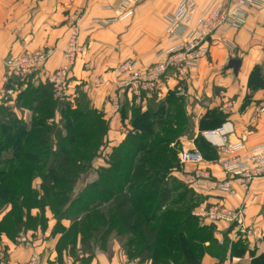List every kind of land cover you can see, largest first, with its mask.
I'll return each instance as SVG.
<instances>
[{"label":"crops","instance_id":"0c3cea01","mask_svg":"<svg viewBox=\"0 0 264 264\" xmlns=\"http://www.w3.org/2000/svg\"><path fill=\"white\" fill-rule=\"evenodd\" d=\"M11 1L0 0V89L6 79L5 59L34 50H43L46 47L55 48L46 64L48 74H51L63 63V49L70 33L79 29L81 41L86 43L87 49L73 69L69 93L73 92L76 84L84 83L92 107L101 112L108 121L109 145L118 146L126 135L123 127V109L129 104L133 105L137 100H147L150 95L144 92L127 93L121 100L123 102L121 109L116 112L112 107L113 99L118 94L116 69L129 58L137 59L142 67L157 62L156 53L166 46L164 34L166 17L174 11L179 0H15L18 2L16 4ZM193 1L197 6L198 16L206 13L216 4H222L226 8L232 4L230 0ZM80 10L84 11V17L78 22ZM130 10L133 11V15L120 21V15ZM94 19L114 20V22L94 32H85ZM245 20L242 29L226 35L219 33L214 38L210 53L199 60L198 68L186 78V84L189 89L188 95L195 98H209L208 108L200 109L202 110L200 118L203 119L208 112L215 109L223 113L227 112L221 127L227 123L232 126L233 131L225 133L226 143L243 141L248 147L264 143V112L259 111L261 104L264 103V88L252 91L248 87L251 73L256 67L260 68L264 76V9L249 10ZM232 59L241 61L237 74L228 68ZM175 79V76H170L168 85L160 87V92L157 93L159 97L165 98L166 93L177 87L178 80ZM232 97H236V100H231ZM189 98L192 101L193 98ZM142 106L146 107V102L145 104L142 102ZM227 107L229 111L226 110ZM198 108L196 107L195 111H198ZM212 130L214 129L199 130V132L204 136L205 132ZM218 153L222 157L226 151H218ZM97 161L94 168L100 164ZM215 163L217 162L205 160L204 163L196 166L208 170L212 180L217 183L222 182L225 173ZM187 167L186 164V169ZM183 173L177 172L176 175L178 177L180 175L179 179L186 181ZM193 180L192 188L203 194L205 199L203 206L222 203L233 209L240 208L242 199L248 194V206L244 213L246 220L254 223L255 227L248 236L247 252L250 254L252 250L257 252L250 259L248 256L237 258L229 255L231 258L224 264H240L238 260L242 259L247 261L245 264H250L248 260L254 262V259L263 256L264 179L256 178L249 184H242L231 178L233 187L237 189L236 196L222 193L216 188V184L204 178L198 179L196 176ZM243 188L246 190L244 191ZM226 225L218 224L215 234L217 239L224 237L225 231L228 230ZM257 225L260 228H257ZM246 226L245 224L244 227ZM5 244L10 245L8 241ZM8 252L11 258L3 264H20L21 258H29L34 254L38 255L39 264H48V256L51 254L49 251ZM53 257L54 251L52 259ZM126 261L131 264L126 254L123 255V251H112L111 254L99 252L91 264H126ZM138 264H151V262ZM202 264H219V261L210 255H205Z\"/></svg>","mask_w":264,"mask_h":264},{"label":"rangeland","instance_id":"374dc122","mask_svg":"<svg viewBox=\"0 0 264 264\" xmlns=\"http://www.w3.org/2000/svg\"><path fill=\"white\" fill-rule=\"evenodd\" d=\"M5 0H2L4 2ZM13 4L18 3L15 0L11 1ZM178 5V4H177ZM222 5V4H221ZM177 7V6H176ZM175 10V9H174ZM166 41V40H165ZM67 43V42H66ZM66 46V45H65ZM51 47H46L43 50L47 51ZM65 48V47H64ZM87 49V46H86ZM51 58V57H50ZM48 63V62H47ZM5 67V65H4ZM43 71L34 73L27 77H17L13 76L9 73L8 69L5 67L6 70V79L4 86L0 89V126L2 124L5 125H12V123H17V125L20 124H26L28 125V129H32L33 124L37 125V123L41 122L43 118L41 119L40 112H36L34 108L39 104V100L35 99V95L39 94L40 91H46L48 94V100L49 94H51V98L54 102H56L57 107H55L53 110H50V114H48L43 122L44 126L41 128V131L38 132L39 136L41 134H45L46 137H43L46 139V142L48 143L47 148L42 149V147L39 149V151L32 150L30 151V154L34 156V158H38V162L34 164V166L30 163L26 164L25 166L21 167L18 172V181L22 182L23 180H28L31 182L32 188L36 190L35 194H26L25 200L19 199L18 205H23L26 201L27 204H24V207L20 208V222H23V225L21 226V230L19 234H12L13 238H10L7 236L6 233H2L5 230V223L3 222L4 219L7 218L11 220V225L19 224L15 221V214L12 212L14 211V208L9 203H3L2 200H0V224L3 222L4 227H0V264L7 263V261L11 258L10 252L8 251H49L51 254L48 256V264H91L96 257V255L101 253L111 254L112 251H123V255L126 254L128 260L131 262V264H138V263H146L150 262L149 259H146V253H144L142 256H139V242L136 244L129 243L134 235L137 237H140V234L135 232L134 230H128L123 224H119L117 226H104L100 227L98 229H95L94 225L95 222H98L100 220V216H105V220L110 218V210L112 204L115 203V198L118 200L120 197H123V193L121 192L115 196L111 201L105 200L103 203L98 204L94 210L91 211V214L86 218L82 219L76 218V209L73 211L69 210V213L66 212L68 209V204L70 201H73L77 198H82L84 201L88 200L89 197L86 194V192L90 189L97 190L101 187H107L109 191L114 192L112 185H121L120 181L116 178H114L111 175H108L107 177L111 178V183L105 182L104 184L100 183V177L102 174L106 173L111 166L119 165L118 170L119 173L122 175H129L128 182L124 186H122V191H125L129 186L136 184V190L141 192L144 191L148 193H155V188L152 186H148L147 188L143 187V184H145L144 179L138 180L136 178V175L140 174L143 170H137V164L139 165L142 156L137 157L134 159V161L130 164L128 161H122V160H112V154L114 152V149H116L119 145L125 143V141H128V155L131 157L134 154V150L131 147V143L136 144V139L142 134L133 127V114L131 111V108L140 109L141 110H148V109H154L157 108L159 104H167L166 100L168 95L173 94L175 98L180 99L181 101L178 103L182 104V108L180 111V115L178 116L179 121L181 122H174L173 124H166L164 127L161 126L162 132L159 134L160 130L158 129L160 126H157L156 133L160 135V138L162 139V143H164V149L166 151H175L177 152V159L178 154L180 151L185 150V148H190V150H198L201 153H203L198 146L196 145V139L200 134V122L202 120V110L201 108L207 109L208 108V100L209 98H195L192 95H188V86L186 84V78L191 76V73H184L182 76L183 82H179L177 87H174L170 93H166L167 96L165 98H161L158 96V94H153L148 96L147 100L141 99L134 102V104H129L123 109L122 116H123V127L126 131L125 139L118 144V146L111 147L109 145L108 140V130L106 133H104L102 137V146L99 147V150L97 152V156L92 160L90 167L87 169V171H79L78 175L76 174L75 178L71 179L70 184L65 183H57L53 185L50 183V180L47 179L44 181V176L46 174L48 175L51 171V167L49 165L50 160L57 154L56 146L58 145L59 141L64 140L67 132L64 129L65 121H67L66 117L72 121V119L68 116H64L61 113L62 109L61 107L63 105H67L70 109H76V107L79 105V103L83 105H89L92 107V102L90 98L88 97V94L86 90L84 89V83L76 84L75 88L73 89L72 93H69V86L72 83L71 82V75L69 78L66 79V81L62 85V96L60 98L56 97L55 95V87L54 83L50 80L51 74H48L47 65L43 67ZM57 70V69H56ZM55 70V71H56ZM54 71V72H55ZM52 72V73H54ZM73 73V71H72ZM171 72H169L167 77L162 78L163 85H168V77L170 76ZM264 78V77H263ZM177 88H179L181 91L183 90L184 95L178 96L177 92L180 91ZM146 94V93H145ZM193 98L192 101L190 98ZM24 98L26 100V103L24 102ZM231 100H236V97H232ZM212 101V100H211ZM142 102H146V107L143 108ZM123 102H121L122 105ZM232 103V101H231ZM229 103V104H231ZM72 106V108H71ZM199 107L198 111H195V108ZM230 107V106H229ZM229 107L226 108V110H230ZM64 108V107H63ZM121 109V106H120ZM119 109V110H120ZM175 111L169 113V116L171 118L175 117L177 109L174 108ZM173 110V109H172ZM225 110V111H226ZM209 111V110H208ZM213 112L215 114L207 115V121L209 123L216 122L219 119H225L227 117V112L223 113L219 110L215 109ZM47 112H44L43 114H46ZM210 113V112H208ZM207 113V114H208ZM219 114V115H218ZM221 115V116H220ZM43 117V116H42ZM104 120L108 121L104 118ZM176 124V125H174ZM109 125V124H108ZM167 126V127H166ZM156 127V126H155ZM167 129V130H166ZM166 130V131H164ZM39 131V130H37ZM198 131V132H197ZM4 138H10L7 135L8 130L5 131ZM204 138V141L209 144L210 148L215 149V151H221V149H217L215 145H213L208 139H206L203 135H201ZM91 134H87L84 143H89L92 139ZM137 137V138H136ZM1 138V137H0ZM3 138V141L0 140L1 143V151H0V177L8 175L10 176V170L11 167L14 166L13 162L4 163L8 160L12 159L13 157V150L9 148L7 144H9L8 139L7 141ZM81 142L82 140H78V142ZM131 141V142H130ZM4 143V144H3ZM6 143V144H5ZM32 143L36 144L37 140H33ZM38 144V143H37ZM50 144V146H49ZM185 144V146H184ZM191 144V146H189ZM61 148H63L65 145L61 142L59 145ZM58 148V147H57ZM42 149V150H41ZM123 151V150H122ZM61 152V151H60ZM45 153V157H43V154ZM59 153V151H58ZM125 153V152H123ZM140 154V152H139ZM168 154V153H165ZM219 154V153H218ZM142 155V154H140ZM204 155V154H203ZM38 156V157H36ZM60 157H62V154L59 153ZM221 157V156H220ZM220 159V158H219ZM98 160L100 164L97 167H93ZM97 161V162H98ZM179 161V160H178ZM129 163V164H128ZM218 165L219 168V160L215 165ZM188 167L186 169V165L179 164L180 170L179 172H184L183 174H188L185 180H180L185 182L190 188L194 186V178L197 176L198 179H203V174L205 173V169L199 168V166H196L194 164H187ZM216 165V166H217ZM7 166V167H6ZM131 167V168H130ZM196 167V168H195ZM85 168V167H83ZM124 168H129V170H123ZM189 169V170H188ZM188 170V172H187ZM222 170V169H221ZM146 171V170H145ZM208 171V170H207ZM5 173V174H3ZM147 173L145 174L146 178L149 177L153 170L148 169ZM224 173V172H223ZM177 172L170 171V175L178 178L176 175ZM231 177L225 174V178L222 180V182H219V184L224 183L226 181H229ZM197 180V179H196ZM43 181L46 188H43ZM170 182V181H168ZM217 182V181H216ZM49 183L51 185V188H49ZM114 183V184H113ZM241 187H244L240 185ZM152 187V188H151ZM245 188V187H244ZM243 190L245 191L246 189ZM218 189V187H217ZM194 190V188H193ZM200 191V189L198 188ZM234 190H237L234 186ZM249 190V189H247ZM198 195L203 196V194L198 193L196 190H194ZM34 192V193H35ZM248 192V191H246ZM148 193L145 195V197L148 196ZM159 193V190H158ZM156 194V193H155ZM38 195V196H37ZM159 194H156L155 198L150 201L148 199L144 200V205L148 207L146 211H143L142 215H145L146 213L152 212V207H155L157 199H159ZM230 195V194H229ZM231 196V195H230ZM240 196L241 193H240ZM247 197V199H246ZM41 199L43 201H41ZM204 199V197H203ZM23 201V202H22ZM43 204L41 205V203ZM204 202V201H203ZM203 202L198 205L196 209H199L203 207ZM240 205V209L243 211L244 215V223L243 225H247L244 228H239L238 224H233L231 226L226 225L228 227V230L225 231V235L223 238L218 239L221 245L228 244L227 246V254L226 258L223 261L222 264H224L228 259L231 258L233 247L236 243H240V245H243L246 250L249 248V234L254 229L255 224L251 223L250 221L246 220V215L244 213V210L248 206V194L242 199ZM40 203V204H39ZM99 203V200H96L93 205H96ZM222 204V203H221ZM212 204H210L211 206ZM239 208V207H238ZM86 209V208H85ZM195 209V210H196ZM194 210V211H195ZM169 210H166V207H162L161 213H167ZM160 214V213H159ZM11 216V217H9ZM28 217V221H27ZM22 218V220H21ZM73 218V219H72ZM75 220V222H74ZM83 222L84 229L85 226H88L87 233H83L80 231L82 229ZM201 220V219H200ZM246 220V223H245ZM7 223V222H6ZM77 223V224H75ZM200 223L204 225H214L213 223H210L209 221H203L201 220ZM78 225L76 227V230H72L71 227L73 225ZM215 226V234L217 225ZM257 228H260L259 225H257ZM71 229V230H70ZM95 229V230H94ZM73 231V233H71ZM223 235V234H222ZM22 237L29 238V245H26L20 241ZM7 241L10 243V245H6ZM13 247V248H12ZM127 247V248H125ZM224 248V246H223ZM54 251V257L53 256ZM124 251H128V253H125ZM247 252L244 255H233L237 258H244V256H248V259L252 258L257 251H250ZM31 257V256H30ZM21 258L22 261H20V264H28L30 262L31 258ZM264 257V254H263ZM136 262V263H135ZM240 264H245L247 262L245 259L238 260ZM250 264H254L253 261L248 260ZM126 264L128 262L126 261Z\"/></svg>","mask_w":264,"mask_h":264},{"label":"trees","instance_id":"16d2710c","mask_svg":"<svg viewBox=\"0 0 264 264\" xmlns=\"http://www.w3.org/2000/svg\"><path fill=\"white\" fill-rule=\"evenodd\" d=\"M263 77L260 68L256 67L252 71L249 79L248 87L250 90L253 91L264 88ZM34 98L40 101L34 110L40 112L39 116L41 119L43 118V120L51 113L50 110L57 107L56 102L51 98V94H49L50 100H48L46 91H40L39 94L38 90V94L35 95ZM178 101L180 102L181 100L175 98L173 94H170L166 100L167 104H159L155 110L151 108L143 111L141 108H131L134 119L133 127L136 128L142 136L136 137V144L131 143V147L134 150V154L131 157H129L127 153L128 148H126L128 146V141H125V143L114 149L112 154L113 161H128L130 164L135 158L140 156L143 157L140 164L136 165L137 168L135 167L137 170H143L140 174L136 175V178L138 180H145V184L141 187L142 189L152 186L156 190L155 193L159 194V199H157L155 207H152L151 213L142 215L143 211L148 209L143 202L145 199H151L150 201H152L156 194L153 193L154 191H152V193L145 192V190L141 192L137 191V183L129 186L125 191H122V186L128 182L130 176L120 174L118 170L119 165H115L114 167L111 166V168L100 177L101 184L105 182L111 183V178L107 177L108 175L120 181L121 185H115L113 183L114 185H112V187H114V192L109 191L107 187H101L97 190L90 189L86 192L89 197L88 200L84 201L79 197L70 201L68 209L64 213H69V210L73 211L76 209L75 212L77 216L75 217L77 219L82 215H84L81 217L82 219L85 217L87 218L98 204L103 203L105 200L111 201L117 194L124 192L123 197H120L118 200L115 198V203L112 204L109 213L110 218L105 220L104 215L100 216V220L95 222V229L107 225L113 227L123 224L128 230H134L140 234V237L134 235L129 243L136 244L140 240L138 254L142 256L146 253L145 258L149 259L151 264H202L205 255H210L218 259L219 264H222L228 252V244L221 245L216 238L214 225L218 226L220 223L204 225L200 223V218L193 215V211L205 199H203V196L201 197V195H198L193 188H190L185 182L171 175L169 177L170 171H181L179 166L181 163L178 161L179 159H177V152L172 150L166 151L164 149V143H162L160 135L155 132L156 128H158L157 126H160L158 128L160 130L158 133L160 134L162 132L161 126L164 127L166 124L180 122L179 119L181 118H178V116L181 114L182 104H179ZM24 102L26 103L25 98ZM61 108L62 115L70 117L72 121L66 117L67 121H65L64 129L67 135L65 139L59 141L56 146L57 154L53 156L49 163L51 171L48 175L46 174V176H44V181L49 179L50 183L53 185L61 182L70 184L71 179L75 178L76 174L78 175L77 170L82 172L87 171L92 160L97 156L99 147L102 146V137L104 133L107 132L109 126L104 120V115L89 105L79 103L76 109H70L67 105H63ZM174 108L177 109V112L175 117L171 118L169 113L174 112ZM44 112L47 113L43 114ZM211 114L214 115L215 112L212 111L207 115ZM207 115L200 122V131L207 129L215 130L221 127L224 121L223 119H219V116H215L216 118L218 117V120L209 123L206 119ZM43 120L37 123V125L33 124L31 130L28 129V125H17L16 122L12 123V125L7 126L2 124L0 126V140L3 141L5 135L4 130H8L9 135L7 136L10 138L4 139L6 141L8 139L9 144L7 145L13 150L12 159L4 162L6 165L9 161L14 163V166L11 167L10 170L11 174L10 176L5 175L0 177V200H2L3 203L7 202L11 204L14 208L12 212L15 214V221L16 223L19 222V224L13 226L11 225L12 221L9 220L7 216L4 219L5 230L2 233H6L10 238H13L12 234L14 233L19 234L20 228L23 225L19 217L21 216L20 208L21 206L23 208L24 204L27 203L24 201L25 203L20 206L18 205L19 199L25 200L27 193L37 194L35 192L36 190L32 188L29 179L23 180L22 182L18 181V172L19 169L26 164L30 163L31 166H34V164L38 162V158H34V156L30 154V151L36 149L39 151L41 147L45 149L48 146L46 139L43 138L46 137L45 134L39 136L38 133L44 126L45 122H43ZM87 134H91L93 137L89 143H84ZM79 139L82 140L84 144L80 141L78 142ZM33 140H37L38 144L32 143ZM195 141L198 148L203 152L202 154H204L205 160L216 162L219 160L220 155L215 149L208 147L210 145L204 141L201 135H199ZM61 142L65 145L63 148L59 146ZM58 151L62 154V157L58 156ZM139 152L142 155H140ZM43 157H45V153ZM148 169L153 170V173L146 178L145 174H149L147 173ZM123 170H129V168H124ZM44 181L42 186L46 188ZM50 183L48 186L49 188H51ZM147 193L148 196L145 197ZM96 200H99V203L93 205ZM41 201L43 200L41 199ZM42 204L43 202L41 205ZM162 207H166V210L169 211L167 213H161ZM2 224H0V227H4ZM75 224L71 227L72 230H76V227L79 226V224L77 226ZM80 224L83 226L80 231L87 233V229L90 225L85 226L84 229L85 224L83 222L81 223V220ZM73 231L71 233H73ZM125 252L128 253V251ZM246 253V248L240 245V243H236L233 247L231 256L244 255ZM253 263L264 264V257L261 256L254 259Z\"/></svg>","mask_w":264,"mask_h":264},{"label":"built area","instance_id":"2783aa9c","mask_svg":"<svg viewBox=\"0 0 264 264\" xmlns=\"http://www.w3.org/2000/svg\"><path fill=\"white\" fill-rule=\"evenodd\" d=\"M229 8L221 4L214 5L209 11L198 16L197 6L193 0H179L177 7L166 17L165 40L166 46L156 53L157 62L142 67L137 59L129 58L122 62L116 69L117 72V96L113 99L112 107L119 111L121 100L127 93L141 94L142 92L153 95L160 92L163 85L162 78L175 76L177 83L183 82L184 73H190L198 68L199 60L205 58L211 50V45L219 33L228 34L238 31L245 26V15L251 9H264V0H230ZM133 15V11H126L120 15L119 20H126ZM84 17V11L80 10L77 21ZM114 22L94 19L89 23L85 32H94L105 28L108 23ZM55 48L47 51L34 50L5 59V67L9 73L17 77H27L43 71L52 56ZM86 53V43L81 41L80 30L70 33L66 46L63 49V63L51 73V81L54 83L55 95L62 96V85L72 74L77 62ZM169 76V77H170ZM168 77V78H169ZM180 90L179 88H177ZM178 96L184 95L183 90L177 92ZM260 113L264 112V103L261 104ZM225 123L222 127L204 133V137L210 141V137L218 135L220 143H213L217 148L226 151L220 157L219 165L222 171L233 181L249 184L256 178L264 179V143L246 147L243 141L227 144L224 135L233 131L232 126L228 129ZM227 135V134H226ZM182 165H198L205 162L203 154L198 150H182L178 154ZM205 180L216 184V188L222 193L237 195L231 180L219 184L212 180L209 171L203 174ZM240 208H230L224 204L203 206L193 211V215L203 221L211 223H224L229 226L238 224L244 228V215ZM20 241L29 245V238L22 237ZM28 264H39L37 254L32 256Z\"/></svg>","mask_w":264,"mask_h":264},{"label":"water","instance_id":"95a60500","mask_svg":"<svg viewBox=\"0 0 264 264\" xmlns=\"http://www.w3.org/2000/svg\"><path fill=\"white\" fill-rule=\"evenodd\" d=\"M240 65H241V61L240 60H234V59H232L229 62L228 68L229 69H232L234 71V73L237 74L238 73V70L240 68Z\"/></svg>","mask_w":264,"mask_h":264},{"label":"bare ground","instance_id":"6f19581e","mask_svg":"<svg viewBox=\"0 0 264 264\" xmlns=\"http://www.w3.org/2000/svg\"><path fill=\"white\" fill-rule=\"evenodd\" d=\"M229 127H230L229 125H226L225 129H228ZM209 139H210V141L215 142V143H220L221 142V138L218 135L212 136Z\"/></svg>","mask_w":264,"mask_h":264}]
</instances>
